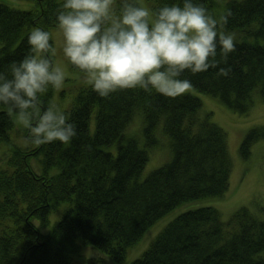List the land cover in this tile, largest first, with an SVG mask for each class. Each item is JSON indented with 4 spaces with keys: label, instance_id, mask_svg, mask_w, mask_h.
<instances>
[{
    "label": "trees",
    "instance_id": "16d2710c",
    "mask_svg": "<svg viewBox=\"0 0 264 264\" xmlns=\"http://www.w3.org/2000/svg\"><path fill=\"white\" fill-rule=\"evenodd\" d=\"M27 1L33 3L28 11L0 2V72L28 54L30 29H56L63 0ZM144 1L153 8L182 5V0ZM195 2L217 19L223 14L215 16L221 8L218 0ZM222 3L223 11L233 13L224 31L243 32L254 41L235 42L236 51L219 66L230 67L229 76H218L217 68L195 75L186 70L180 78L244 113L254 91L264 101V44L257 41L264 43V0ZM54 91L50 88L41 97L42 112ZM200 106L191 95L170 99L154 90H125L101 98L88 86L76 92L64 111L77 126L70 143L18 147L9 138L13 120L0 105V142L10 149L0 169V264H74L82 247L99 254L97 264H109L107 259L118 264L149 227L179 205L222 196L231 172L226 137L197 117ZM137 115L142 116L145 148L126 134ZM159 125L172 157L140 180L148 161L146 148L156 146ZM262 137L264 130L249 131L239 148L242 159ZM33 159H39L38 175L30 167ZM62 205L56 222L42 234L38 227L50 225V216ZM263 254L264 222L258 217L242 208L223 223L214 209L200 208L177 216L131 264H264Z\"/></svg>",
    "mask_w": 264,
    "mask_h": 264
},
{
    "label": "clouds",
    "instance_id": "9594fccd",
    "mask_svg": "<svg viewBox=\"0 0 264 264\" xmlns=\"http://www.w3.org/2000/svg\"><path fill=\"white\" fill-rule=\"evenodd\" d=\"M232 15L225 9L217 19L195 0L156 8L138 0H63L56 30L63 60L101 98L141 89L176 99L193 87L180 78L186 70L195 75L219 68L218 76H229L231 68L219 66L236 51L235 33L224 31ZM51 39L52 33L33 29L28 54L0 72V105L36 147L77 136L76 124L58 105L41 110V97L50 88L61 90L68 74L54 59Z\"/></svg>",
    "mask_w": 264,
    "mask_h": 264
},
{
    "label": "rangeland",
    "instance_id": "374dc122",
    "mask_svg": "<svg viewBox=\"0 0 264 264\" xmlns=\"http://www.w3.org/2000/svg\"><path fill=\"white\" fill-rule=\"evenodd\" d=\"M0 2L20 11H28L33 8V3L27 0H0ZM138 2L146 3L144 0H138ZM222 12L223 8L221 7L215 12V16H219ZM32 30L30 29L29 32L31 33ZM50 33H52V46L57 48V56L54 59L61 61L66 66L68 73L63 88L59 91H54L50 104L55 103L63 111H66L72 105L76 92L88 86L80 82L81 74L78 71L71 70L67 61L63 60L60 52L61 38L58 36L57 30L53 29ZM229 33H235V42L254 41L252 38H246L243 32ZM257 41L260 44H264L262 40ZM184 95H191L199 99L201 106L197 112V117L200 120L206 119L209 123L216 125L225 134L231 162L228 189L220 197L199 199L179 205L149 227L139 241L127 249L124 259L118 264H131L138 259L170 222L188 211L212 208L218 213L223 223H228L240 209L245 208L249 213L264 222V137L251 144L248 158L242 159L239 152L240 145L249 131L254 129L264 130V101L261 100L258 91L253 92L250 104L244 113L230 109L218 98L202 94L193 87ZM130 125L126 132L127 136L134 137L139 146L145 148L146 140L142 133V116L137 115ZM25 135H29L28 131L14 124L9 137L11 144L18 147H31V143L26 142ZM155 139L157 141L156 146L150 149L146 148L148 161L141 173L140 180L145 179L151 172L166 165L172 157L168 138L163 133L161 125L155 130ZM9 156L10 149L8 144L0 142V169L5 167ZM38 162L39 159L38 161L33 159L30 165L32 171L37 175L41 171V166ZM64 208L65 206L62 205L56 214L50 216V225L45 228L38 227L42 234H46L50 230ZM98 255L96 251L88 247H82L78 256L74 258V264H97ZM107 262L114 264L108 259Z\"/></svg>",
    "mask_w": 264,
    "mask_h": 264
}]
</instances>
